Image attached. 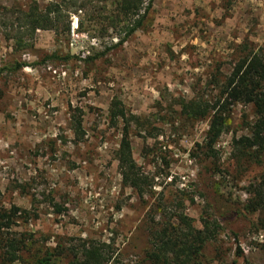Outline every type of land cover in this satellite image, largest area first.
Returning a JSON list of instances; mask_svg holds the SVG:
<instances>
[{
    "label": "rangeland",
    "instance_id": "374dc122",
    "mask_svg": "<svg viewBox=\"0 0 264 264\" xmlns=\"http://www.w3.org/2000/svg\"><path fill=\"white\" fill-rule=\"evenodd\" d=\"M62 1L0 0V211L32 215L10 231L30 237L26 264L47 250L70 264L88 240L111 246L115 264H163L150 259L157 234L184 229L182 216L213 236L190 264H264V210L250 194L264 153L238 146L254 108L230 103L213 144L210 134L222 84L246 54L264 52V0H155L143 30L118 47L108 21L117 0H68L87 5L71 34L39 31L24 48L8 40L9 11ZM114 101L151 185L144 196L122 183Z\"/></svg>",
    "mask_w": 264,
    "mask_h": 264
},
{
    "label": "trees",
    "instance_id": "16d2710c",
    "mask_svg": "<svg viewBox=\"0 0 264 264\" xmlns=\"http://www.w3.org/2000/svg\"><path fill=\"white\" fill-rule=\"evenodd\" d=\"M155 0H117L113 5V14L109 18L110 27L120 37L118 46H122L139 31H142ZM87 11V5L78 1L52 3L44 10L36 7L29 11H9L16 16L17 26L13 39L19 48L30 46L37 32H54L55 34H71L72 17ZM83 25V24H82ZM53 59L58 60L56 56ZM27 66L19 64L13 71H19ZM221 101L217 113L211 123V144L215 143L223 132L222 118L218 112L225 111L230 103L252 106L255 110L257 120L252 127L251 136L238 142L245 150H256L264 153V52H251L241 58L234 66L231 75L221 86ZM223 100V101H222ZM214 107V106H213ZM207 108L201 117L208 115L212 109ZM110 119L113 125L118 126L122 122V141L120 150L117 152V161L122 176V183L126 188L134 189L140 196L147 194L150 187L148 178L138 168L132 153L130 141V122L123 105L114 101L110 108ZM74 130L77 135L82 132L80 120H74ZM255 205L264 210V175L260 182L252 187L250 192ZM32 217L29 211L12 207L9 211H0V263L1 264H26L25 253L29 249L30 237L10 232L16 225L17 219L29 222ZM184 229L174 230L175 235L164 230L157 234L158 248L150 259L155 263L163 264H190L201 247L213 239L209 226L206 225L204 232H197L186 217L180 218ZM264 248V244H263ZM73 259L70 264H115L116 258L111 246L100 244L91 240L83 241L72 251ZM61 252L47 250L33 264H58ZM173 256V258H171Z\"/></svg>",
    "mask_w": 264,
    "mask_h": 264
}]
</instances>
